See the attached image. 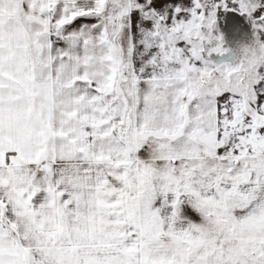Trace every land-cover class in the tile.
<instances>
[{
  "label": "snow or ice",
  "instance_id": "snow-or-ice-1",
  "mask_svg": "<svg viewBox=\"0 0 264 264\" xmlns=\"http://www.w3.org/2000/svg\"><path fill=\"white\" fill-rule=\"evenodd\" d=\"M0 264H264V0H0Z\"/></svg>",
  "mask_w": 264,
  "mask_h": 264
},
{
  "label": "rangeland",
  "instance_id": "rangeland-1",
  "mask_svg": "<svg viewBox=\"0 0 264 264\" xmlns=\"http://www.w3.org/2000/svg\"><path fill=\"white\" fill-rule=\"evenodd\" d=\"M213 59H216L213 57ZM184 208H181V218L185 222H192V223H198L200 221V217L197 215V213L187 204L183 205Z\"/></svg>",
  "mask_w": 264,
  "mask_h": 264
},
{
  "label": "built area",
  "instance_id": "built-area-1",
  "mask_svg": "<svg viewBox=\"0 0 264 264\" xmlns=\"http://www.w3.org/2000/svg\"><path fill=\"white\" fill-rule=\"evenodd\" d=\"M184 208V206H182Z\"/></svg>",
  "mask_w": 264,
  "mask_h": 264
}]
</instances>
